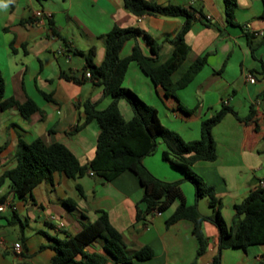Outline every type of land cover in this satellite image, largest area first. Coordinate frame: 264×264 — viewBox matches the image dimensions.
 Instances as JSON below:
<instances>
[{
  "label": "crops",
  "instance_id": "crops-1",
  "mask_svg": "<svg viewBox=\"0 0 264 264\" xmlns=\"http://www.w3.org/2000/svg\"><path fill=\"white\" fill-rule=\"evenodd\" d=\"M153 1L196 11L184 36L188 53L171 80L180 79L197 58L206 55V62L173 95L155 85L134 61L128 64L122 86L153 107L165 128L178 134L188 131L185 136L179 134L187 142L199 139L200 122L222 105L236 114L225 115L211 130L216 158L191 166L214 189L221 203L220 215L229 227L234 217L233 206L264 183V96L260 97L264 91V0H236L235 26L226 23L223 0ZM37 12L41 17H36ZM183 24L181 17L134 16L123 7L122 0H12L6 8H0L4 97H12L18 103L30 99L39 109L28 120L16 108L0 110V175L15 166L18 139L31 143L39 138L46 145L63 144L81 165L92 159L99 127L91 122L79 128L85 119L83 103L96 102L97 109L103 110L110 99L103 98L102 88L86 79L85 60L76 51L86 52L93 47L92 62L99 65L105 51L103 35L113 26L138 28L160 44V50L154 56L138 36L124 44L120 58L129 56L137 44L145 56L160 65L173 50L168 39ZM246 34L251 37L254 59ZM247 74L254 78V83L246 81ZM42 94L49 95L51 101ZM123 102L126 104L119 101L118 108L123 118L129 120L132 111ZM250 106L253 115L245 120ZM162 151L164 146L159 143L152 155L143 158V166L163 182L179 181L185 204L195 205L202 216H211L213 209L208 198L195 199L193 185L184 181L180 170L169 161L162 160ZM88 172L77 180L53 173L51 180L42 181L21 198L9 191L8 182L0 186V198L5 195V201L13 207L0 212V264H49L55 240L74 236L83 225L96 220L99 210L107 213L111 226L122 235L126 251L131 253L143 246L152 250L150 259L132 260L131 264H214L216 256L219 264H264V245L219 250L218 230L208 221L201 224L206 249L196 259L192 223L180 220L165 225L177 201L172 209L170 206L157 216L149 214L144 224L137 223L136 206L143 194L137 177L124 171L113 180L104 181ZM76 185H80L84 197L78 195ZM70 201L74 202L73 209L66 206ZM50 217L61 221L63 228L55 229ZM15 243L20 245L18 251L13 249ZM84 251L102 253V242L96 240ZM109 264L113 262L109 260Z\"/></svg>",
  "mask_w": 264,
  "mask_h": 264
},
{
  "label": "trees",
  "instance_id": "trees-1",
  "mask_svg": "<svg viewBox=\"0 0 264 264\" xmlns=\"http://www.w3.org/2000/svg\"><path fill=\"white\" fill-rule=\"evenodd\" d=\"M123 7L134 16H161L168 18L181 17L184 24L168 42L173 50L168 60L155 65V59L145 56L135 44L131 54L120 58V52L128 40L141 36L154 56L160 50V44L147 33L138 28L112 29L101 37L104 43V57L99 65L92 62L94 48L86 52L76 51L86 63L85 73H89L92 83L102 88V97L109 98L110 103L103 110L97 109V103L85 101L83 109L84 122L81 127L95 122L99 127L95 152L92 159L81 165L71 151L60 143L46 145L41 139L26 143L18 139L14 153L15 166L0 175V186L8 182L9 191L15 197L21 198L44 180H51L53 173L64 175L70 180H77L91 171L94 176L104 181H111L124 171L132 172L143 189L141 199L136 206V222L144 224L147 216L153 211L165 212L175 201L177 206L165 220L166 227L180 220L192 223V234L196 239V259L201 256L207 245L201 224L208 221L213 224L219 234V250L225 248H246L248 246L264 245V187H256L239 203L233 206L232 224L227 227L220 215V201L216 198L214 189L206 185L203 179L192 171L195 162H210L216 158L215 143L211 136L212 128L225 115L236 114L230 107L221 108L209 118L200 122V136L194 141H183L178 134L165 128L158 120L156 111L139 99L131 90L122 86L129 62L137 63L142 72L155 84L173 95L178 89L185 87L201 70L206 62V55L197 58L189 65L185 73L173 82L171 75L182 64L188 53L184 36L195 20V10L186 9L172 4L160 5L148 0H122ZM226 23L235 26L234 11L236 0H223ZM250 55L254 59V47L250 35L246 34ZM72 80L79 82L77 78ZM43 98L51 101L49 95ZM264 96V91L260 97ZM125 101L132 111V117L125 120L118 108L119 101ZM16 108L20 115L28 120L30 115L39 109L36 104L27 99L18 103L14 98L4 97V80L0 72V110ZM252 106L245 117L248 120L253 115ZM240 120V119H238ZM164 146L161 158L169 161L180 170L184 181L190 182L195 191V199L207 197L213 209L211 216H202L195 205L187 206L180 191V182H163L154 177L142 164L143 158L152 155L159 144ZM80 197H84L80 185H76ZM6 196L0 198V203ZM142 205V208L139 207ZM69 209L74 208V202H66ZM97 218L90 224L83 225L74 236L64 240H55L54 252L49 264H131L132 260H148L153 252L148 246L129 253L122 235L116 231L108 220L105 211H97ZM16 219V216H12ZM20 228L22 224L16 221ZM102 242V253H85L92 242ZM194 264V262L192 263ZM214 264H219V257L214 258ZM262 264V263H258Z\"/></svg>",
  "mask_w": 264,
  "mask_h": 264
},
{
  "label": "built area",
  "instance_id": "built-area-1",
  "mask_svg": "<svg viewBox=\"0 0 264 264\" xmlns=\"http://www.w3.org/2000/svg\"><path fill=\"white\" fill-rule=\"evenodd\" d=\"M35 15H36V17H41V13L40 12H37ZM205 19L209 20L210 18L206 17ZM246 28H249V27L247 26ZM253 34L257 35L256 33H253ZM85 77H89V73L88 72L85 73ZM245 79L249 83H254V78L250 74L245 75ZM224 104H226V102ZM88 174L90 176L93 175V173L91 171H89ZM258 187H264V183H259ZM7 209L13 210V207H11V205H10V203L8 201H4L3 203H0V212H4ZM157 215H160V213L157 212V211H153L151 213V216H157ZM50 221H52L54 223L55 229L59 230V229L63 228V223L61 221H59V220H56L55 217H50ZM19 248H20L19 243H15L13 245V249L14 250L18 251Z\"/></svg>",
  "mask_w": 264,
  "mask_h": 264
},
{
  "label": "rangeland",
  "instance_id": "rangeland-1",
  "mask_svg": "<svg viewBox=\"0 0 264 264\" xmlns=\"http://www.w3.org/2000/svg\"><path fill=\"white\" fill-rule=\"evenodd\" d=\"M123 103H124V102H123ZM124 105H126V104L124 103ZM126 106H127V105H126ZM127 107H128V106H127ZM128 109H129V108H128ZM243 109H245V110L247 111V108H246V107H243ZM159 117L161 118L162 121H163V119H164V122H165L166 118L164 117V115L160 114ZM168 130H169V129H168ZM173 130H174V129H173ZM170 131H171V130H170ZM176 134H178V133H176ZM179 134H181L182 136H185V135L188 134V131H186V130L179 131ZM179 134H178V135H179ZM181 135H179L180 138H182ZM183 138H184V137H183ZM194 140H197V139H194ZM184 141H185V140H184ZM185 142H187V141H185ZM158 143H160V142H158ZM174 205H175V203H173V204L171 205L170 209H172V207H174Z\"/></svg>",
  "mask_w": 264,
  "mask_h": 264
},
{
  "label": "clouds",
  "instance_id": "clouds-1",
  "mask_svg": "<svg viewBox=\"0 0 264 264\" xmlns=\"http://www.w3.org/2000/svg\"><path fill=\"white\" fill-rule=\"evenodd\" d=\"M12 0H7V3L5 0H0V8H6L8 3H11Z\"/></svg>",
  "mask_w": 264,
  "mask_h": 264
}]
</instances>
